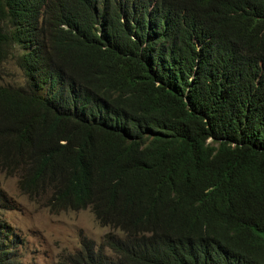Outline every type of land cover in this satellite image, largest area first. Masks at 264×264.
I'll list each match as a JSON object with an SVG mask.
<instances>
[{
	"label": "trees",
	"instance_id": "trees-1",
	"mask_svg": "<svg viewBox=\"0 0 264 264\" xmlns=\"http://www.w3.org/2000/svg\"><path fill=\"white\" fill-rule=\"evenodd\" d=\"M9 60L0 173L121 234L59 264H264V0H0Z\"/></svg>",
	"mask_w": 264,
	"mask_h": 264
},
{
	"label": "rangeland",
	"instance_id": "rangeland-1",
	"mask_svg": "<svg viewBox=\"0 0 264 264\" xmlns=\"http://www.w3.org/2000/svg\"><path fill=\"white\" fill-rule=\"evenodd\" d=\"M21 84V72L12 60L6 61L0 85ZM47 198H28L18 190L15 177L0 173V225L5 228L1 237L7 240L9 257L15 263L59 264L80 249L82 239L98 247L107 236L121 237L120 233L112 234L110 228L99 226L88 210L55 211L48 207Z\"/></svg>",
	"mask_w": 264,
	"mask_h": 264
}]
</instances>
